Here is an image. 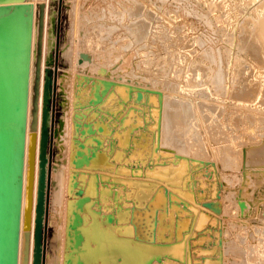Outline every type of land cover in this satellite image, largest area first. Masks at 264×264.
<instances>
[{
	"label": "rangeland",
	"instance_id": "rangeland-1",
	"mask_svg": "<svg viewBox=\"0 0 264 264\" xmlns=\"http://www.w3.org/2000/svg\"><path fill=\"white\" fill-rule=\"evenodd\" d=\"M49 2L56 16L57 85L45 264L55 244L51 220L55 164L67 163L55 137L69 104L61 78L71 73L73 60L84 49L94 55L91 73L103 64L114 78L173 99L172 106L167 98L170 111L162 107L157 127L161 151L174 149L179 167L184 155L194 160L191 198L174 190L168 180L160 182V187L176 191L178 199L173 205L165 202L164 211L175 205L177 212L172 215L167 209L166 218L172 228L175 222L179 228L176 234L168 229L163 240L170 237L172 247L180 245L181 250L162 252H171L162 260L157 254L154 262L198 264L214 259L215 264H264V0ZM119 200H110L108 210L121 205L130 211L125 223L131 225V211L141 204L126 195Z\"/></svg>",
	"mask_w": 264,
	"mask_h": 264
},
{
	"label": "bare ground",
	"instance_id": "bare-ground-1",
	"mask_svg": "<svg viewBox=\"0 0 264 264\" xmlns=\"http://www.w3.org/2000/svg\"><path fill=\"white\" fill-rule=\"evenodd\" d=\"M49 1L0 0V5L15 2L30 3L34 10L27 159L31 135L34 134L35 138L33 139L31 179L28 181L27 162L23 190V212L29 213L27 225L29 248L26 264H33L45 73L48 61L53 58L56 45L54 32L56 16L50 9ZM40 4L44 6L40 37L41 51L37 52ZM261 30L264 32V21L261 24ZM139 32L141 33V30ZM143 32L139 34L142 37ZM37 55L40 60L39 92L36 119L32 122V85ZM69 55L68 49L65 56L68 58ZM93 61L92 52L81 50L77 58L73 60L71 73L61 78V84L64 81L62 86L69 96V104L65 119L59 120L55 137L60 153L67 158V163L62 166L63 160H58L53 174L51 220L56 234L54 253L50 255L48 264H157L154 262L158 258L157 254L160 255L158 259L162 260L161 256L171 254V252H162L181 250L180 245L172 247L173 242L168 241L170 237H167L169 238L167 241L163 240L168 229L176 234L179 228H177L178 222L174 225L173 219L170 220L174 225L172 228L171 223H168L169 218H166L167 209L172 215L177 212L175 205L164 211L165 202L173 205L178 202V199L176 191L170 190L165 185L160 187V182L168 180L171 186L175 184L174 190L178 189L187 198H191L193 193L188 186L193 185L191 182L195 178L194 160L184 155L179 167V164L176 166L175 163L174 149L167 148L168 153L161 151L164 145L161 147L159 143L157 127L161 121L162 107H170V104L167 105L168 101L173 106V99L171 100L170 96L167 97L163 92L152 87L147 89L114 78L110 69L103 64L99 65L93 74L89 68ZM76 67H80V70L74 69ZM84 70L90 73H81ZM166 110L170 111L168 107ZM173 110L174 108L171 111ZM51 114L53 116V111ZM173 117L172 120L176 119L174 115ZM171 124L175 125V123ZM170 126L171 130L175 127ZM171 130L168 129L167 132L170 133ZM162 139L164 140V137ZM146 175L147 177H144ZM123 195L141 204L138 210L135 208L131 211L133 215L131 225L125 223L130 211L122 208L121 205L114 211L108 210L107 203L110 200L120 201ZM147 203L148 206H146ZM212 207L217 209L216 204ZM178 212H180L179 208ZM201 216L204 215H200V218ZM22 226L24 228V222ZM131 232H135L134 235ZM168 234L172 237L171 233ZM20 260L22 264V257ZM215 262L216 260L211 259L198 264H215Z\"/></svg>",
	"mask_w": 264,
	"mask_h": 264
},
{
	"label": "water",
	"instance_id": "water-1",
	"mask_svg": "<svg viewBox=\"0 0 264 264\" xmlns=\"http://www.w3.org/2000/svg\"><path fill=\"white\" fill-rule=\"evenodd\" d=\"M43 6L44 4L39 6L37 52L41 51ZM33 28L34 10L30 3L15 2L0 5V264H20L21 257L22 264H26L28 259L29 213L23 212V190L27 162L28 181L31 179L35 138L32 134L27 159ZM56 64L55 58L48 61L45 73L33 264H45L46 259V217L52 168ZM39 76L40 60L37 55L32 85V122L36 119Z\"/></svg>",
	"mask_w": 264,
	"mask_h": 264
}]
</instances>
